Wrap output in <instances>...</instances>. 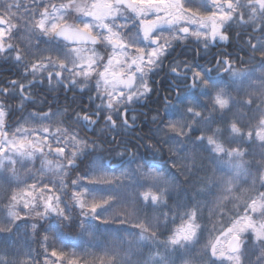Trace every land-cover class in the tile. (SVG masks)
Listing matches in <instances>:
<instances>
[{"label": "snow or ice", "instance_id": "snow-or-ice-1", "mask_svg": "<svg viewBox=\"0 0 264 264\" xmlns=\"http://www.w3.org/2000/svg\"><path fill=\"white\" fill-rule=\"evenodd\" d=\"M234 25L247 30L237 37L248 35L258 63L235 67L227 52L213 56L214 67L171 61L168 94L156 93L149 121L155 127L127 138L147 115L137 107L156 91L152 78L174 42L194 37L207 53L230 42ZM0 60L22 70L0 87V234L30 228L43 233L44 247L43 262L31 252L17 262L5 244L0 264L51 257L64 264L50 238L65 248H102L109 259L101 264H264V191L249 195L243 215L221 233L230 238L226 250L197 249L205 226L194 203L217 186L231 193L252 167L253 187L264 188V152L260 162L247 161V151L226 147L259 141L264 149V0H0ZM68 92L73 101L86 94L87 103L61 105ZM15 99L17 107L9 104ZM237 104L258 113L255 125L232 113ZM206 160L223 173L218 180L207 175ZM109 165L119 175L108 176Z\"/></svg>", "mask_w": 264, "mask_h": 264}, {"label": "trees", "instance_id": "trees-1", "mask_svg": "<svg viewBox=\"0 0 264 264\" xmlns=\"http://www.w3.org/2000/svg\"><path fill=\"white\" fill-rule=\"evenodd\" d=\"M22 2L30 4L31 0H22ZM45 2H47V0H45ZM52 2L58 3L59 0H52ZM22 12L23 9H21V13ZM13 42H15V40H13ZM253 42L255 43L256 41ZM245 49L246 61H248L249 63L243 67L237 66L238 68L254 67L258 63L259 54H256L257 58H253V53L251 52V49L248 48L247 45ZM257 71H259V69H257ZM231 94L237 100L247 99L243 92L237 93L233 90ZM84 96V104H86L87 96L86 94ZM162 96L163 95L161 94L160 97ZM154 97L155 92L152 94L149 104H147V102L144 106H140L139 109L143 110L142 113H145L147 115L139 117L136 129L133 132L129 133V136L127 138L132 139L136 136L147 137V135L149 134V129L155 127L154 125L149 123L151 116L154 114V110L157 108L160 102L159 98L155 99ZM9 104L12 106L11 102ZM232 113L237 115L243 125H255L257 122L256 117L258 116V113H256L254 110L248 111L247 109L241 107L239 104L233 107ZM16 116V114H13L11 118ZM14 120L15 119L10 122L14 123ZM141 121L143 122L141 123ZM243 130L247 132L249 128L245 127ZM89 136H91V133H89ZM117 139H119V137ZM151 142L152 141L148 140L147 138H145L143 141V143ZM258 144L259 141H257L256 144L253 145H241L239 144V142H237L231 145H226V147L239 146L249 153V155L245 157V160H255L257 162H260L261 152H264V149H260L258 147ZM111 147H115V145H104L105 149H109ZM140 150L141 152H143V148H141ZM204 155L206 156L207 154ZM105 156H108V152H105ZM157 160L159 161V158H157ZM113 166L114 165H109L104 169L105 173L108 176L119 175V169L113 168ZM205 168L207 175L209 177H212L214 180H218L219 177L223 175V173L216 170V165L211 160L205 161ZM249 171L251 173V177L248 178V182L244 183L242 180L238 181L237 185L234 187L231 193L224 192L223 186L221 185L213 189V195H207L206 197L201 196L196 198L194 203H199L200 209L204 217V219L200 222L205 226V230L203 231L199 243L197 244V249H202L205 245H208L210 243H216L218 250H226L225 245L220 243L221 240L225 237L224 235H221V233H226V229L237 218V214L243 215V204L249 195L255 196L258 192L264 191V188H261L259 183L255 184L254 187L252 185V179L256 176L255 167L250 168ZM204 174L205 173L202 172L201 176H203ZM21 175L23 176V170H21ZM31 182L32 181H29V183ZM188 187L191 188L192 186L189 185ZM200 187V185H197V190H199ZM237 187L239 189L238 191L236 190ZM188 195L195 194L190 192L188 193ZM0 196H2V193H0ZM184 198L186 199L187 197L185 196ZM2 215L3 214L0 213V217H2ZM177 223H179V221ZM25 231H27V234H25ZM42 237V232L39 235H33L32 230L30 228H28L27 230L21 228L19 231L14 229L11 235L0 234V252L4 250V246L5 244H7L8 252L10 253V256L8 257L9 259H13L17 262H25L28 261L27 254L31 252L32 257L43 262L44 247ZM161 239H164V237H161ZM48 243L54 245L58 251L63 250L65 252L64 264H67V261L73 258L79 260L81 264H83L85 259H87L88 264H93V261H95V264H101L102 259L105 261L109 259L105 256L102 248L98 249L95 247H87L86 245L78 248H73L71 246L65 248L63 245L56 243L51 238L49 239ZM73 253L75 254L74 256ZM55 259V257H51L49 259L48 264H51V261ZM57 264H61V262L57 261ZM225 264H229V262L225 261Z\"/></svg>", "mask_w": 264, "mask_h": 264}, {"label": "flooded vegetation", "instance_id": "flooded-vegetation-1", "mask_svg": "<svg viewBox=\"0 0 264 264\" xmlns=\"http://www.w3.org/2000/svg\"><path fill=\"white\" fill-rule=\"evenodd\" d=\"M247 30L241 29L238 26L234 25L233 29L229 33L231 40L229 43L225 42H218V46H211L207 53L203 51L202 44H198L196 42V39L194 37H189L185 40L180 41L179 43L174 42L173 48L169 50V56L164 61V68L162 71H160L156 76H154L152 79L153 81H159V83H153L152 86L154 87L155 91V99H158L161 94L167 95L168 93L165 91L167 89L170 75H169V69L168 65L173 60L178 61H187L189 64H199L204 67H214L215 66V60H213V56H216L219 52H227L231 53V59L235 61V67H243L245 65H242L240 63V60L246 61L245 56V47L246 43L245 41L248 39V35H242L239 38L237 37V33L239 32H246ZM259 33L256 35L258 36ZM165 36H168L169 33L165 32ZM236 46V47H235ZM241 49H244L241 51ZM219 59L220 57H216ZM257 58V56H255ZM208 60H212V63L209 64ZM21 69H18L17 67H14L11 63H6L3 60H0V87L5 86L9 81L14 79H20L21 76ZM159 93V97L156 93ZM51 95H56L55 93ZM74 93L68 92L66 94L61 93L59 96V101L61 105H71L72 108L78 109L84 105V98L85 96L81 97L79 94H76V99L73 101ZM44 93H41V98H43ZM67 97V99H66ZM4 97H0V100H3ZM49 100L51 101V97H49ZM12 103L13 107H17L19 105V100H10L9 103ZM150 100L147 104H149ZM145 103V104H146ZM144 104V105H145ZM143 105V106H144ZM148 106V105H147ZM150 106V105H149ZM137 107V113H142L143 110L139 109ZM32 108H27L26 111H32ZM17 116L10 119V121L14 120V123L16 120L19 119L20 113H15ZM26 115V112L24 113ZM13 123V124H14Z\"/></svg>", "mask_w": 264, "mask_h": 264}, {"label": "rangeland", "instance_id": "rangeland-1", "mask_svg": "<svg viewBox=\"0 0 264 264\" xmlns=\"http://www.w3.org/2000/svg\"><path fill=\"white\" fill-rule=\"evenodd\" d=\"M210 6V5H209ZM230 239V238H229ZM229 239H225V237L221 240L220 243L224 244L225 245V248L227 249V245L229 243Z\"/></svg>", "mask_w": 264, "mask_h": 264}, {"label": "water", "instance_id": "water-1", "mask_svg": "<svg viewBox=\"0 0 264 264\" xmlns=\"http://www.w3.org/2000/svg\"><path fill=\"white\" fill-rule=\"evenodd\" d=\"M113 168H117V167L113 166Z\"/></svg>", "mask_w": 264, "mask_h": 264}]
</instances>
